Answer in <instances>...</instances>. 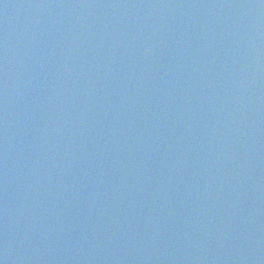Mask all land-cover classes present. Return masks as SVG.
<instances>
[{"label": "water", "instance_id": "1", "mask_svg": "<svg viewBox=\"0 0 264 264\" xmlns=\"http://www.w3.org/2000/svg\"><path fill=\"white\" fill-rule=\"evenodd\" d=\"M0 264H264V0H0Z\"/></svg>", "mask_w": 264, "mask_h": 264}]
</instances>
